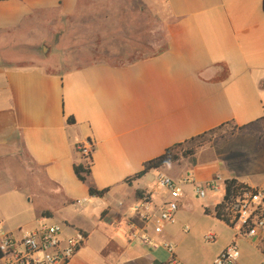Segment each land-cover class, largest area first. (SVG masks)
I'll return each mask as SVG.
<instances>
[{
  "label": "crops",
  "instance_id": "1",
  "mask_svg": "<svg viewBox=\"0 0 264 264\" xmlns=\"http://www.w3.org/2000/svg\"><path fill=\"white\" fill-rule=\"evenodd\" d=\"M83 2L0 1V211L2 222L11 221L2 229L33 230L39 220L16 226L8 211L45 196L53 210L44 207L41 219L59 217L87 235L69 264H214L232 243L241 251L238 264H264V232L238 238L215 215L223 198L197 210L184 198L161 234L137 213V191L161 206L169 195L156 178H172L174 166H194L190 158L127 183L169 148L231 125L237 133L215 148L231 155L217 177L223 184L264 186V0H134V9L129 0H102L106 33L124 42L119 55L129 49L125 35L145 32L135 21L143 18L165 19V48L126 63L103 60L59 73L43 62L8 63L12 50L40 55L62 44L74 33L72 19ZM88 141L93 164L84 183L75 166L86 163L78 147ZM89 184L108 193L91 197ZM211 234L215 242L207 243ZM165 243L174 246L176 263Z\"/></svg>",
  "mask_w": 264,
  "mask_h": 264
},
{
  "label": "rangeland",
  "instance_id": "2",
  "mask_svg": "<svg viewBox=\"0 0 264 264\" xmlns=\"http://www.w3.org/2000/svg\"><path fill=\"white\" fill-rule=\"evenodd\" d=\"M129 1L131 3L129 9H134V0ZM83 8L79 16L76 19H72V22L76 24L74 33L66 35V39L62 44L60 43V45H58L57 43H54L55 46H52V48L45 53L41 52L40 55L23 48L12 50L11 53H13V55L8 60V63L11 66H14L15 64L27 65L43 62L44 67L48 72L59 73L73 70L83 64L103 60L118 64L130 62L138 57L157 54L166 46L167 37L165 32V19L143 18L141 21H135L136 25L145 30V32L142 34L131 33L125 35L129 38V41H127L129 49H125L123 53L124 56H121L119 55L117 47H120L124 42L118 39L115 32L114 34H110V36L106 33L105 30L108 24L103 19L102 0H84ZM115 9H118L117 4L115 5ZM122 20L125 21L126 19ZM117 24L118 19H115L113 26L114 30H116ZM131 25L136 27L135 23ZM37 37L38 35L35 38ZM31 42L33 43V40ZM58 46H60V48H58ZM133 47L137 49H133ZM43 57L45 59H43ZM236 133L237 129L234 126H227L222 130L209 135L205 139V144L197 150L195 155L197 156L200 153L194 165L197 166V168L185 163L182 164L181 167L174 166L171 168V174L173 175L172 178L175 180L178 179V181H184L190 177L195 178L197 181L196 185L201 188L205 187L203 186L204 184L216 180L217 175L220 172L219 168H221L220 162H222L223 165L226 164V162L230 160L231 155L228 151L217 150L216 152L215 148L219 149ZM260 137L262 141H264V134H260ZM248 147H251V145ZM226 166L229 168L228 164H226ZM175 176L178 177L175 178ZM159 177L156 178V181H158ZM209 179L211 181L203 183V180ZM217 185L222 188L224 187L223 181L217 182ZM192 187L193 185L191 184H183L185 193L184 198H188L190 205L195 208V210L198 209L199 205L208 202L212 203L224 198L223 192H214L212 190H207V197H198L197 193H193V190H191ZM159 189L162 193L167 192L164 187H159ZM194 189L196 192V187H194ZM47 206L51 208L53 202L44 196L39 202L26 204L23 207L21 205L16 206L15 208L10 209L8 214L12 217L13 224L16 226H24L40 220L42 218V216H40L41 212L44 207ZM51 210L53 209L51 208ZM72 211L73 210H68L70 213ZM3 213L4 211H0V228H5V223H11V221H7V219H4V222H2L1 218ZM9 215L7 217H9ZM45 220L48 224L57 223L62 225L66 232L75 233V231L78 230L61 220L59 217H48Z\"/></svg>",
  "mask_w": 264,
  "mask_h": 264
},
{
  "label": "built area",
  "instance_id": "3",
  "mask_svg": "<svg viewBox=\"0 0 264 264\" xmlns=\"http://www.w3.org/2000/svg\"><path fill=\"white\" fill-rule=\"evenodd\" d=\"M78 150L87 165L93 156V143L91 141L83 143L79 145ZM219 181H221L220 176L201 188L196 185L192 177L178 181L161 175L157 185L167 190L169 200L161 206H155L149 198H145L140 201L141 204L136 211L141 214L146 224H154L157 234L163 233L165 227L174 222L185 196L183 184L188 183L196 187V193L201 198L207 197V190L223 192V221L238 231V238H257L264 232V186L237 187L227 195L226 182L222 188L217 185ZM226 195L227 199L224 200ZM86 241L85 232L77 230L67 236L62 225L48 224L45 219L39 220L33 230L19 229L17 233H13L0 228V264H69ZM142 241L152 244L149 237L142 238ZM206 242L214 243L215 237L212 234L208 235ZM164 246L172 257V263H176L174 246L168 243ZM240 257L238 245L232 243L220 254L214 264H238Z\"/></svg>",
  "mask_w": 264,
  "mask_h": 264
},
{
  "label": "trees",
  "instance_id": "4",
  "mask_svg": "<svg viewBox=\"0 0 264 264\" xmlns=\"http://www.w3.org/2000/svg\"><path fill=\"white\" fill-rule=\"evenodd\" d=\"M0 1H6V0H0ZM75 122L74 118L69 119V123L73 124ZM231 126V125H227ZM227 126H222L218 129L212 130L210 132H207L203 135L197 136L195 138H192L188 142L180 145H175L171 148H169L162 156L149 161L148 163L145 164L143 171L140 173L136 174L134 177L129 179L127 182L128 184H132L133 181H137L139 179L144 178L147 176L150 172L159 170L161 168H164L166 166L172 165V164H177L179 163L183 158L187 159L190 158L193 164L196 163V158L195 155L197 153V150L201 148L205 144V139L217 132L222 130L223 128ZM263 126H264V120H263ZM243 130V129H241ZM90 161L86 164H80L75 166V173L78 177V179L84 183L89 182V178L92 173V164H93V159H89ZM227 185V195H229L233 189L237 187H244L245 185L240 184L236 180H227L226 181ZM108 193V190H99L97 189L93 184H89V194L91 197H97V198H104L106 194ZM227 195L225 196V199H227ZM137 197L142 200L145 198H148L144 192L142 191H137ZM224 209V201L217 206L215 209V215L218 219H222V211ZM45 215H48V213H45Z\"/></svg>",
  "mask_w": 264,
  "mask_h": 264
}]
</instances>
